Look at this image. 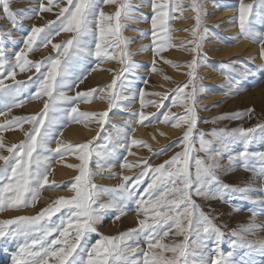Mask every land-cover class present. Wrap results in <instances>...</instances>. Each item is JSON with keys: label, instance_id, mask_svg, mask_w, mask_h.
<instances>
[{"label": "snow or ice", "instance_id": "obj_1", "mask_svg": "<svg viewBox=\"0 0 264 264\" xmlns=\"http://www.w3.org/2000/svg\"><path fill=\"white\" fill-rule=\"evenodd\" d=\"M152 8L151 36L153 53L158 56L165 46L170 44L171 31L169 24L175 18L176 12H182L184 5L182 0H144ZM3 5V14L7 17L13 28H19V20L27 18L20 11H13L9 7L8 0H0ZM101 4L114 5L112 13H105ZM53 6L58 9L54 20H47L42 25H32L30 31L22 39V46L14 52L10 59L4 51V39L11 36L9 32L0 31V102L10 112L11 108L18 107L20 92L29 84L35 88L31 98L39 99L47 97L44 107L35 115L12 117L0 123V130L20 128L28 123L31 127L24 131V139L18 144L8 145L0 136V212L6 209H19L35 205L41 189L60 187L54 181L48 179L50 168V156L44 155V151L53 152L61 157L65 153H79L78 165H70L78 169L70 186L74 193L71 198L63 196L51 201L41 208L33 216H15L9 219H0V238H24L18 252L13 256V264H244V261L236 260L232 252L224 254L220 249V242L224 232L217 227L209 214L200 210L193 196L208 198H224V193L247 192L251 188H240L223 184L219 180L218 172L221 169L219 159L222 156L220 149L211 147L212 141H206L203 134L200 136V151H204L206 158L195 160V172H191V154L193 141L191 139L193 129L197 125V103L201 86L197 83L199 77L196 73L198 66L199 48L203 40V34L199 32L202 19V8L197 0H191V8L195 13V25L191 28L193 39L182 41L194 45L190 51L193 53L188 62L187 80L175 89L166 92H156L151 95L159 97L155 103L157 108L164 106V100L171 93L172 105L182 104L184 111L176 113L163 112V123H173L174 127L186 125L179 143L183 150L176 152L168 160L153 166L146 159L138 162L121 163V168L138 167L140 171L134 176H121V182L114 188H103L91 182V177L99 174L89 167V161L93 155L90 149L92 141L75 146L61 142L57 139L56 148L47 146L54 138L53 124L55 120L50 115L59 111L58 103L68 101L75 103L78 100L88 101L95 98L97 92H103V88L89 89L84 92L77 91L75 96H69L64 89H71L74 85L83 82L87 73L83 67L84 61L94 58L96 66L107 60L118 59L121 63L119 72L113 76L111 83L105 87L109 90V111L120 98L117 90V82L135 65L130 60L127 51V38L123 37L122 30L126 27L124 21L132 19L133 6L129 0H43L38 8H31L35 15L42 12H52ZM264 17V0H253L245 3L239 0L238 24L240 34L253 42L260 44V56L264 59V33L254 32L251 24L252 17ZM159 30V33H158ZM60 33H69L66 40L53 43V37ZM51 45L53 54H49L40 60L33 61L28 58L30 52L38 47ZM142 48L148 47L142 45ZM119 49V52L116 50ZM165 63L174 64L172 61ZM177 66L178 65H175ZM80 68V74L73 79L72 69ZM35 71L27 81L16 80L19 72ZM91 70H96L95 68ZM154 71H157L155 66ZM11 79V84L5 80ZM121 81V85H123ZM147 83V81H145ZM186 89H188L186 91ZM140 103L144 106L146 93L140 89ZM252 110L248 109V114ZM3 113H0L2 115ZM67 115L73 120L82 117H98L103 125L108 111L100 113L79 112L72 107ZM244 113H233L228 118L238 119ZM156 119L154 113H139L137 122ZM225 116L214 118L224 119ZM212 135L225 151H229L228 160H239L246 170H250L259 179V190L264 192V123H258L250 128H234L230 131L213 130ZM121 136L123 139H121ZM111 142V138H110ZM105 153L103 162L97 161V168L101 171L107 165L109 175H114L111 165L107 163L115 148H130L131 145H141L150 152L153 150L146 142L131 140L128 143L127 132L117 135L115 142ZM239 143L242 148L234 155L231 154V146ZM251 145H257L261 150L250 151ZM7 155L3 154V150ZM159 151H163L160 149ZM99 155V154H98ZM146 185V186H144ZM143 186V190L140 191ZM100 190L107 192L112 199L107 203L97 204ZM127 201H134L136 212L144 216L138 219L136 228L128 229L118 236H101L95 243L89 246V234L96 233V225L103 219L104 213L111 209L119 219L124 214ZM264 207V200L260 201ZM60 214V222L55 223L53 217ZM253 211L252 216L255 217ZM258 226L250 224L246 230H255ZM39 234V235H34ZM182 236L183 240L172 244L163 243L169 235ZM233 236L238 234L233 231ZM55 238H52V237ZM195 239H191V237ZM210 255L206 249V241L212 240ZM141 242L147 245L140 246ZM240 244L247 243L249 247H259L264 252V241L255 243L244 241L242 237L233 239L231 246L236 248ZM170 253V255H166Z\"/></svg>", "mask_w": 264, "mask_h": 264}, {"label": "rangeland", "instance_id": "obj_2", "mask_svg": "<svg viewBox=\"0 0 264 264\" xmlns=\"http://www.w3.org/2000/svg\"><path fill=\"white\" fill-rule=\"evenodd\" d=\"M8 2L10 9L14 12L26 10L21 12V14L27 17L24 20H19V17H17L21 26L13 28L3 14V5L0 3V31L9 32L11 30V36L5 37L3 44L4 51L11 59L14 56V52L22 46V39L30 31L31 26H39L47 20H54L58 9L53 6L52 12H42L40 15H35L27 10L38 8L41 0H8ZM43 2L47 3V0H43ZM61 2H64V0H61ZM207 2L223 11H233L234 13L230 18L235 19V24L239 29V0H206V2L197 0V3L202 8L201 25L198 31L203 34L204 38L199 48V63L196 73L199 77L197 83L201 87L204 86L205 91H200L197 97L198 121L191 137L193 150L190 171L195 172V160L197 158H206L205 152L199 150L200 136L203 134L206 141H212L211 147L213 149L222 151V156L219 159V164L221 165V169L218 172L219 180L223 184L240 188L248 187L252 190L233 192L230 195L225 192L223 199L219 197L206 199L195 195L193 199L199 205L200 210L209 214L213 223L224 232V237L219 245L224 254L232 252L234 258L238 261L242 259L244 264H264V252H261L259 247H249L247 243L240 244L239 242L236 248L231 246V241L238 239V237H242L244 241L251 243L264 241V207L260 203L261 200H264V192L259 190L260 181L252 171L243 167L241 161L236 160L230 163L228 160L229 151L223 150L212 135L213 130L230 131L234 128H250L258 123H264V59L259 54L261 46L258 42L246 39L242 35L240 38L231 37L227 31L217 27L214 23L206 22L205 17L209 11L206 7ZM252 2L253 0H245V3ZM129 3L133 6V18L124 21L126 27L122 30V35L128 40L127 51L131 54L130 60L135 67L125 72L118 80L117 90L120 93V98L116 104L109 111V100L107 98L109 90L105 86L111 83L113 76L119 72L121 68L120 61L118 59L107 60L100 63L97 67L94 58L89 57L83 64V67L88 69L83 82L74 85L71 89H64V91L69 96H75L77 91L84 92L89 89L103 88L104 91L97 92L95 98L87 102L83 100H78L75 103L60 101L58 103L60 110L50 114L55 120L52 126L54 138L47 147L55 149L57 139L73 146L91 140L92 144L89 147L93 150V155L89 161V167L99 173L91 177V182L108 189L117 186L121 182L122 175L134 176L140 171L138 167L121 168V163L124 161L138 162L146 159L151 165L156 166L168 160L176 152L182 151L183 146L180 145L179 140L187 127L183 124L180 127H174V122H161L163 112L168 111L169 107H171L172 112L182 113L184 111L182 104L172 105L171 93L169 98L164 100V106L159 108V110L155 103H149V101L159 100V97L151 95L152 93L170 91L187 80V64L192 59L193 53L190 49L194 45L187 43L181 45V42L193 39L191 28L196 21L194 19L195 13L191 8V0H182L183 11L176 12L174 14L175 18L170 21L169 27L171 31L168 32V35L171 37L170 44L172 46L166 45L164 50L158 56H155V65H153L154 53L151 36L152 8L144 0H129ZM101 8L105 13L109 14L115 10L114 5L101 4ZM251 27L254 32L264 33V17H252ZM205 28L209 29L210 37L214 35L218 38L219 46L222 48L232 47L242 41H247L255 45L257 51L255 54H246L239 51L235 55L227 56V58H218L211 53L209 36H204ZM69 36V33H60V35L53 37V43L66 40ZM133 38L135 39L133 40ZM135 40L137 42L131 45L132 41ZM138 44L140 48L136 47ZM141 44L148 47L142 48ZM116 51L119 52V49ZM49 54L54 55L51 45L47 47L41 46L30 52L28 58L37 61ZM140 55L145 57L143 61ZM165 61H172L178 67L174 66V64L165 63ZM154 66L157 71L153 70ZM93 68L96 70H91ZM34 71L35 69L28 72H19L17 70L16 80L27 81ZM71 71L73 79L80 74L79 67ZM121 81L124 82L123 85H121ZM12 82L11 79L5 80L7 84ZM127 88H130V90H126ZM140 89H143L146 93L143 107H141L140 103ZM33 92H35V88L31 84L27 85L19 94V100L22 103L18 107L11 108L10 112L4 107V103L0 102V113H3L0 115V123L12 117L38 113L44 107V101L47 97L31 98ZM101 93L105 94L104 96L106 97ZM128 93L130 94L128 95ZM72 107H76L79 112L85 113L108 111V116L105 118L103 125L99 123L98 117H82L79 120H73L67 115ZM248 109L252 110L251 114H248ZM141 111L154 113L157 118L152 119L150 117L148 121L137 122ZM233 113H244V115L238 119L228 118ZM222 115L225 116L224 119L214 120V118ZM72 126L74 128L70 136L62 138V131ZM22 127L23 131L16 127L0 130V136L3 137L4 142L8 145L18 144L25 138L24 131L29 130L31 126L28 123H24ZM139 128L141 129L140 131L138 130ZM123 131L127 132L129 144H131L132 139L141 140L146 142L153 151L150 152L148 148L141 145H131L130 148H115L112 155L107 159V163L111 165L112 172L115 173L110 176L107 171V165L101 171L97 168V161L103 162L106 151L112 146L111 142H115L117 135ZM145 134H147V137ZM121 139H123L122 136ZM241 148L242 146L239 143L233 144L230 149L231 154L234 155ZM160 149H163V151H159ZM249 150L259 151L261 149L257 145H251ZM3 154L7 155L6 149L3 150ZM43 154L51 157L48 179L50 182L54 181L60 185V187H57L58 192L53 194V196L50 195L46 202L40 201L38 197L37 202L33 206L6 209L0 212V219H9L15 216H33L56 198L61 196L71 198L74 195L70 190V186L73 178L78 175V169L70 167V165H78L80 163L78 159L79 153L69 152L62 157L48 151H44ZM50 188L52 187L45 185L41 189L39 196L43 191H47ZM142 190L143 186L140 191ZM111 199V195L100 190L97 204L107 203ZM135 209V202L127 201L124 214L120 215L119 219H115L117 213L114 210H107L103 219L96 225L97 232L89 234V246L100 239L101 236L115 237L128 229L136 228L138 219H143L144 216L142 214L138 215ZM253 211L256 212L255 217L252 216ZM53 220L55 223H59L60 214H56ZM250 224H255L258 227L255 230H246ZM233 231L238 236H233ZM52 238L55 237L53 236ZM191 239H195V237L193 236ZM214 239L213 237L212 240L206 241V249L210 255H214L211 252ZM182 240V236L170 234L162 242L172 244ZM24 242L23 237L0 238V264H13V256ZM140 246L142 248L147 247L143 242H141ZM166 255H170V253H166Z\"/></svg>", "mask_w": 264, "mask_h": 264}, {"label": "bare ground", "instance_id": "obj_3", "mask_svg": "<svg viewBox=\"0 0 264 264\" xmlns=\"http://www.w3.org/2000/svg\"><path fill=\"white\" fill-rule=\"evenodd\" d=\"M204 1L206 2V0H204ZM206 7L209 9V11H208V13H207V15L205 17L206 22L209 21V22L214 23L215 25H217V27H220L221 29L227 31V33L230 34L231 37H235V38H240L241 37L240 31H239V29L237 28V26L235 24V19L234 18H230V16H232V14L234 13L233 11H228V10L223 11L222 9L215 7L211 3L209 4V2L206 3ZM209 32H210L209 29L205 28L204 29V36H209ZM134 39L135 38H133V40ZM136 42H137V40L132 41L131 45H134ZM209 42L211 43L210 44L211 53L214 54L218 58H227V56L235 55V53H238L239 51H242V52H244L246 54L247 53L255 54V52L257 51L256 46L251 44V43H249V42H247V41H242L241 43H239L237 45H233L232 47H224V48H222V47L219 46L218 38L213 35L212 37L209 36ZM138 46H140V45L139 44L136 45V47H138ZM138 48H140V47H138ZM142 54H144V53H142ZM140 56H141L140 58H142V61H143L144 60L143 58H145V57L143 55H140ZM143 72H145V71H143ZM126 90L129 91L130 88H127ZM201 91H205V87L204 86L201 87ZM101 94H103V93H101ZM101 94H100V96H102ZM129 94L130 93H128V95ZM104 95L105 94H103V96ZM104 97H106V96H104ZM73 128L74 127L72 126V127H69L67 129H65L64 131H62L63 132L61 134L62 138H68L70 136V134L72 133ZM138 130L140 131L141 129L139 128ZM145 136L147 137V134H145ZM61 171H63V170H61ZM50 180H53V179H50ZM57 192H58V188L57 187H52V188L48 189L47 191H43L40 194L39 199H40V201L46 202V201H48L50 195L53 196V194H56Z\"/></svg>", "mask_w": 264, "mask_h": 264}]
</instances>
